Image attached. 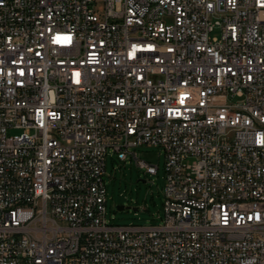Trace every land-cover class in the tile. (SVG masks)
I'll return each mask as SVG.
<instances>
[{"label": "built area", "instance_id": "2783aa9c", "mask_svg": "<svg viewBox=\"0 0 264 264\" xmlns=\"http://www.w3.org/2000/svg\"><path fill=\"white\" fill-rule=\"evenodd\" d=\"M142 146L162 224L110 225ZM0 264H264V0H0Z\"/></svg>", "mask_w": 264, "mask_h": 264}, {"label": "rangeland", "instance_id": "374dc122", "mask_svg": "<svg viewBox=\"0 0 264 264\" xmlns=\"http://www.w3.org/2000/svg\"><path fill=\"white\" fill-rule=\"evenodd\" d=\"M16 133V132H14ZM137 157L158 167L156 175H147L134 159L120 162L111 152L107 158L106 220L116 226H152L162 224L165 154L161 148L142 146L133 149ZM118 207H124L122 211Z\"/></svg>", "mask_w": 264, "mask_h": 264}, {"label": "water", "instance_id": "95a60500", "mask_svg": "<svg viewBox=\"0 0 264 264\" xmlns=\"http://www.w3.org/2000/svg\"><path fill=\"white\" fill-rule=\"evenodd\" d=\"M125 208L124 207H118L117 208V210H119V211H122V210H124Z\"/></svg>", "mask_w": 264, "mask_h": 264}]
</instances>
